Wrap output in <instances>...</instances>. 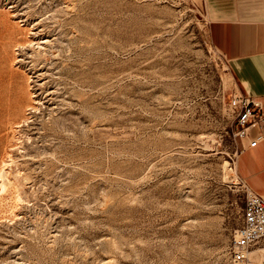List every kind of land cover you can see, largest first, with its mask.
Returning <instances> with one entry per match:
<instances>
[{
  "label": "rangeland",
  "instance_id": "1",
  "mask_svg": "<svg viewBox=\"0 0 264 264\" xmlns=\"http://www.w3.org/2000/svg\"><path fill=\"white\" fill-rule=\"evenodd\" d=\"M207 22L202 0H0V92L25 101L0 108V264H236L244 90Z\"/></svg>",
  "mask_w": 264,
  "mask_h": 264
},
{
  "label": "crops",
  "instance_id": "2",
  "mask_svg": "<svg viewBox=\"0 0 264 264\" xmlns=\"http://www.w3.org/2000/svg\"><path fill=\"white\" fill-rule=\"evenodd\" d=\"M212 43L228 58L241 88L264 103V0H202ZM237 168L264 195V140L241 151Z\"/></svg>",
  "mask_w": 264,
  "mask_h": 264
},
{
  "label": "built area",
  "instance_id": "3",
  "mask_svg": "<svg viewBox=\"0 0 264 264\" xmlns=\"http://www.w3.org/2000/svg\"><path fill=\"white\" fill-rule=\"evenodd\" d=\"M236 116L237 138L256 146L264 140V103L245 91L236 92L230 101ZM231 256L236 264H248L253 252L259 253L258 264H264V195L248 191L243 210V221L232 243Z\"/></svg>",
  "mask_w": 264,
  "mask_h": 264
},
{
  "label": "bare ground",
  "instance_id": "4",
  "mask_svg": "<svg viewBox=\"0 0 264 264\" xmlns=\"http://www.w3.org/2000/svg\"><path fill=\"white\" fill-rule=\"evenodd\" d=\"M23 97H24L23 91L17 87V84H15L13 77H11L7 81V85L5 86V88L0 92V108L1 109L9 108V110H11L13 106L22 107L25 104ZM7 179H8L7 173L3 168L0 171L2 190L5 189L6 187ZM252 254L254 255V257H259V253L257 252H253Z\"/></svg>",
  "mask_w": 264,
  "mask_h": 264
}]
</instances>
